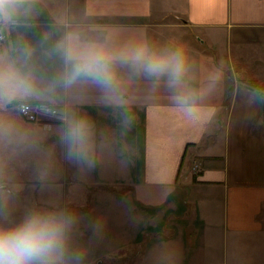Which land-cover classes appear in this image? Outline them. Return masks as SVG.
<instances>
[{
  "label": "crops",
  "instance_id": "crops-1",
  "mask_svg": "<svg viewBox=\"0 0 264 264\" xmlns=\"http://www.w3.org/2000/svg\"><path fill=\"white\" fill-rule=\"evenodd\" d=\"M0 30V70L35 85L0 104L43 101L60 112L48 128L15 130L43 138L37 175L61 178L64 168L72 193L92 198L93 209L66 210L80 264H264V0H26ZM70 33L116 52L179 56L183 75L171 83L116 63L113 91L86 79L65 88L56 46ZM70 118L91 126V163L67 155ZM103 182H121L110 205L107 192L91 191ZM26 191L13 208H31Z\"/></svg>",
  "mask_w": 264,
  "mask_h": 264
},
{
  "label": "clouds",
  "instance_id": "clouds-1",
  "mask_svg": "<svg viewBox=\"0 0 264 264\" xmlns=\"http://www.w3.org/2000/svg\"><path fill=\"white\" fill-rule=\"evenodd\" d=\"M25 3L26 0H0V22L15 23V17ZM56 47L65 63L61 78L65 88L86 79L113 91L116 63L131 64L148 76L167 75L171 83L178 82L184 71L179 56L150 53L144 46L116 52L102 44L82 42L70 33ZM34 91L35 85L28 78L0 70V101L31 96ZM177 103L190 118H195L196 108L187 99L178 97ZM91 135L88 121L75 118L66 121L63 138L70 159L91 163ZM73 222V218L63 212L37 210L10 226L0 225V264H80V254L69 246Z\"/></svg>",
  "mask_w": 264,
  "mask_h": 264
},
{
  "label": "rangeland",
  "instance_id": "rangeland-1",
  "mask_svg": "<svg viewBox=\"0 0 264 264\" xmlns=\"http://www.w3.org/2000/svg\"><path fill=\"white\" fill-rule=\"evenodd\" d=\"M26 127L32 129L35 127L44 128L45 125L43 122L28 121L9 104L7 106L0 104V225L6 226L7 224L17 223L30 212L42 211V204L39 206L37 200L43 199L44 190L50 192L51 195L47 196L48 202H46L49 211H58L70 215L66 210L71 212L79 207L78 204L81 208L80 211L85 212L89 208H92L93 206L89 205L92 200L90 195L87 197L85 194L72 193L73 186H71L70 174L68 171L65 173L64 168H62L61 178L58 176L55 179L45 172L37 175L36 168L40 167L39 163L42 157L45 155L47 157L48 155L45 153V146L42 144L43 138H40L38 135L28 138L26 133L15 132L16 129L25 132L24 129ZM46 127L48 128V126ZM95 128L98 132L99 125L97 124ZM31 135L34 136L33 133ZM122 151H126V149H122ZM58 157L60 158V156ZM23 164L26 166H23ZM52 166L54 167V165ZM42 169H48L43 162ZM17 170H19V175L17 174ZM120 183L109 184L103 182L94 184L91 191L107 192L110 195L108 203L110 205L114 200V194L120 196L123 193ZM82 187L77 186L76 188L80 189ZM26 190L31 191L32 195H34L31 208L26 209L21 206L13 208L12 199L16 200L17 203L21 202L22 197L20 194ZM13 194L15 195L12 196ZM81 206H84V208Z\"/></svg>",
  "mask_w": 264,
  "mask_h": 264
},
{
  "label": "built area",
  "instance_id": "built-area-1",
  "mask_svg": "<svg viewBox=\"0 0 264 264\" xmlns=\"http://www.w3.org/2000/svg\"><path fill=\"white\" fill-rule=\"evenodd\" d=\"M5 37L6 33L0 30V42ZM11 107L28 121L43 122L45 127L49 126L52 118H57L60 115L59 109L56 106L43 101L19 100L15 101V103L13 102ZM195 168L197 169L198 166H195Z\"/></svg>",
  "mask_w": 264,
  "mask_h": 264
},
{
  "label": "trees",
  "instance_id": "trees-1",
  "mask_svg": "<svg viewBox=\"0 0 264 264\" xmlns=\"http://www.w3.org/2000/svg\"><path fill=\"white\" fill-rule=\"evenodd\" d=\"M12 103H13V102H12ZM12 103H11V104H12ZM11 104H9V105H11Z\"/></svg>",
  "mask_w": 264,
  "mask_h": 264
}]
</instances>
